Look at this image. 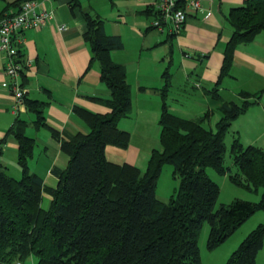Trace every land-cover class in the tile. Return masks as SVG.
I'll list each match as a JSON object with an SVG mask.
<instances>
[{
  "label": "trees",
  "instance_id": "1",
  "mask_svg": "<svg viewBox=\"0 0 264 264\" xmlns=\"http://www.w3.org/2000/svg\"><path fill=\"white\" fill-rule=\"evenodd\" d=\"M5 1L0 16L18 11L24 0ZM148 11L157 14L153 5ZM84 16V37L111 91L109 97L92 98L109 110L77 106L76 112L89 127L87 132L61 136L52 130L68 156L66 166L53 168L56 185L45 184L41 175L31 171L29 158L35 139L25 132L27 121L17 117L9 133L19 144L21 175L10 174L0 163V264H17L32 254L36 255L35 264H202L198 236L205 220L210 223L207 243L212 248L255 211H264V148L244 144L238 131L232 132L230 151L237 169L231 171L225 163V137L233 119L264 95V87L253 92L240 90L243 99L237 102L223 100L218 86L231 73L237 46L264 32V0H245L227 14L233 29L223 48L217 83L210 88L220 101L221 115L215 126L206 125L210 110L188 117L170 109L171 73L164 71L161 146L152 148L144 169L107 157V145L127 147L130 143L131 133L119 126V120L131 112L132 88L126 66L111 56V49L123 45L121 38L105 31L101 17L87 11ZM20 51L21 47V55ZM26 102L36 113L35 124H45V102ZM165 163H171L180 177L168 200L156 193ZM209 166L220 174L229 173L232 181L249 189L262 188L260 199L235 198L216 206L220 184L208 173ZM44 191L51 195L47 207L42 205ZM263 238L264 220L242 239L226 264H258Z\"/></svg>",
  "mask_w": 264,
  "mask_h": 264
},
{
  "label": "crops",
  "instance_id": "2",
  "mask_svg": "<svg viewBox=\"0 0 264 264\" xmlns=\"http://www.w3.org/2000/svg\"><path fill=\"white\" fill-rule=\"evenodd\" d=\"M155 1L44 0V7L52 11V16L39 28L24 32L19 60L23 66L20 79L25 98L20 104H16L15 96L7 87L5 54L0 51V163L10 174L20 176L22 173L17 160L19 144L9 133L17 117L27 121L25 132L35 139L29 158L31 171L41 175L45 184L56 185L58 177L53 168L66 166L68 156L52 130H58L61 136L87 132L89 127L76 112L77 106L98 112L109 110L107 105L92 98L94 95L109 97L111 91L101 78L100 63L93 59L89 42L84 37L87 29L84 11L101 17L105 31L121 38L123 45L111 49V56L126 66L132 88L131 112L119 120V126L131 133L130 143L127 147L107 145L106 154L110 160L127 161L141 167L139 160H148L152 148L157 147L162 103L160 88L164 85L167 69L171 73L170 109L188 117L210 110L208 123L215 126L221 115L220 101L212 96L210 88L217 83L223 48L233 29L227 14L245 0H201L202 8L190 10L181 32L173 35L167 28L162 30L151 25L154 14L148 8ZM61 24H65L62 29ZM263 42L264 32H259L253 40L237 46L228 79H237L235 68L246 65L264 82V52L258 49ZM223 81L218 85L223 100L239 98L241 88L232 87L231 92L230 85H223ZM190 82L197 87L194 92L188 88ZM191 97L198 102L195 108H184ZM26 99L45 102V124H35L36 113L28 107ZM254 105L262 121L264 107L260 112V104ZM132 117L135 122L129 120ZM238 128L235 125L232 131L240 134ZM248 143L264 148L253 139L245 144ZM147 160H144L145 166ZM44 196L50 202L51 195L47 191Z\"/></svg>",
  "mask_w": 264,
  "mask_h": 264
},
{
  "label": "rangeland",
  "instance_id": "3",
  "mask_svg": "<svg viewBox=\"0 0 264 264\" xmlns=\"http://www.w3.org/2000/svg\"><path fill=\"white\" fill-rule=\"evenodd\" d=\"M6 3L5 0H0V9ZM263 32V31H262ZM260 52H264V42L259 45L258 47ZM234 65H232L233 67ZM231 67V69H232ZM237 72V79H228L229 76L225 75L223 78V85H230V91L232 92V87L236 89V87H240L242 89L250 90V91H258L264 87V82L252 72V69L246 67V65L236 67ZM231 71V70H230ZM257 74V73H256ZM227 77V78H226ZM191 91H195L197 87H194L193 83L190 82L188 85ZM240 94V92H239ZM239 98H234L235 101L241 102L243 97L241 94L238 96ZM196 102L194 97L189 99V102L186 105H183L184 108H195ZM254 104H260V112L263 111L264 107V95L258 98L256 103H252L247 110L241 112L237 115L231 124L230 130L228 131L225 140L227 144V150L225 153V163L231 166V171H235L237 167L233 164L232 153L230 151L231 141L233 139L232 130L235 125H237L238 130L241 135L240 139L245 141V143L249 142L250 140H255L257 143H262L264 145V118L260 121L255 113ZM254 105V106H253ZM179 106V104L177 105ZM262 108V109H261ZM132 122H135L134 118L129 119ZM206 125L209 126L207 121ZM214 125V124H213ZM160 126V125H159ZM160 130V129H159ZM160 133V132H159ZM263 133V134H262ZM244 143V142H243ZM244 143V144H245ZM160 142L158 143L157 147H160ZM147 160L146 158L144 159ZM143 159H140L141 168L144 169L146 166ZM174 167L171 163H165L163 165V169L158 179L156 193L157 196L163 200H168L169 197L176 191L180 177L174 173ZM207 171L210 176L215 179L220 184V193L217 198L216 206H219L220 203H230L235 198H244L248 200H258L261 197L262 188L258 190L249 189L241 184H238L232 181L229 177V173L220 174L214 169L213 167H207ZM42 205L47 207L49 205V199L44 196ZM264 220V211L259 209L255 211L247 220H245L232 234H230L225 240L220 242L215 247L210 248L208 246L207 240L210 231V223L208 220L203 222L201 227L199 236H198V244L200 249V256L202 260V264H226L230 254L232 251L239 245L242 239L254 228L256 227L261 221ZM36 255L32 254L26 259L20 261V264H35ZM257 262L258 264H264V238H263V245L259 249L257 254Z\"/></svg>",
  "mask_w": 264,
  "mask_h": 264
},
{
  "label": "built area",
  "instance_id": "4",
  "mask_svg": "<svg viewBox=\"0 0 264 264\" xmlns=\"http://www.w3.org/2000/svg\"><path fill=\"white\" fill-rule=\"evenodd\" d=\"M44 0H24L18 11H5L0 16V51L4 52V71L9 76L7 87L16 98V104L24 102L25 89L20 79L22 62L19 48L25 41L24 32L29 28H39L45 24L52 11L43 5ZM157 14L151 25L170 34L180 33L190 10L202 8L201 0H156ZM61 24L60 28H64ZM2 142L0 140V151ZM19 264V262H17Z\"/></svg>",
  "mask_w": 264,
  "mask_h": 264
}]
</instances>
